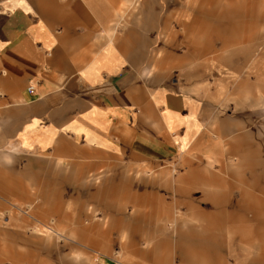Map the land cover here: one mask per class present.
<instances>
[{
    "label": "crops",
    "instance_id": "crops-1",
    "mask_svg": "<svg viewBox=\"0 0 264 264\" xmlns=\"http://www.w3.org/2000/svg\"><path fill=\"white\" fill-rule=\"evenodd\" d=\"M133 1L0 0V151L14 146L37 156L75 159L70 163H89L94 155L120 156L126 151L134 160H165L174 152L176 140L180 142L187 133L185 111L191 101L188 87L169 83L171 73L188 70L190 78L205 80L213 68L208 70L198 63L207 52L202 42L206 43L211 32H216L215 37L225 33L204 23H225L223 30L231 34L241 28L251 33L238 24L248 23L264 33V0H184L179 9L181 19L174 17L173 11H167L161 19L156 0H140L137 7ZM133 6L135 12L127 17V7L131 10ZM173 20L181 27L187 53L173 52L177 36L171 27ZM160 24L167 41L163 48H154L150 35L157 33ZM208 40L213 46V37ZM239 56L229 63L238 67L247 53ZM219 58L213 57L210 62ZM189 59L194 67L189 68ZM256 79L253 91L251 84L236 88L230 94L232 101L245 90L252 96L251 106L259 108L264 79ZM29 86L33 95L27 93ZM214 94V100H218L222 89ZM42 162H25L22 166L20 162H0V195L18 199L27 196L31 174L45 177L43 171L33 169ZM246 163L237 162L236 167ZM83 165L63 174V180L79 182L92 170ZM245 166H249L253 188L264 193L259 185L264 166L256 150L252 162ZM161 175L159 184H138L131 177L113 176L104 188L97 178L93 192L88 186L80 187L88 191V199L99 201L110 212L113 230L124 228L129 232L127 241L121 244L125 254L138 256L148 264H170L169 258L161 259L159 252L171 248L173 237L179 264H190L191 255H200L205 249L219 251L221 244L206 240L204 233L222 221L223 212L243 210L244 203L231 199L234 187L212 172L192 168L176 179L173 192L177 198L166 202L157 186L172 191L171 180L166 171ZM231 175L236 176L235 172ZM222 184L227 188L220 189ZM120 187L137 188L130 200L133 214L127 221L119 204ZM194 190L200 191V201L208 202L210 209L199 208L198 200L192 197ZM141 204L145 205L143 209ZM175 207H183V214L174 212ZM262 208L263 203L258 201L253 220L264 229ZM34 211L38 218L59 217L62 221L78 220L82 213L80 208L62 215L46 205H37ZM191 221L195 225H190ZM113 230L102 233L106 246L112 242ZM45 231L51 229L45 227ZM144 232L153 242L149 251L137 246ZM80 241L89 247L95 243L94 239Z\"/></svg>",
    "mask_w": 264,
    "mask_h": 264
},
{
    "label": "rangeland",
    "instance_id": "rangeland-1",
    "mask_svg": "<svg viewBox=\"0 0 264 264\" xmlns=\"http://www.w3.org/2000/svg\"><path fill=\"white\" fill-rule=\"evenodd\" d=\"M139 1L134 0L133 5L137 7ZM156 1L161 19L167 11H173L174 17L180 18L179 9L184 0ZM136 7L133 6L131 10L127 7V17L129 13L135 12ZM238 24L251 33H246L241 28L239 33L231 34L227 29L223 30L225 23L212 20L204 23L205 26L225 32L221 33L222 37H215L216 32H211L205 40L206 43L202 42V46L207 47V52L200 57L198 63L213 68H208L210 73L207 72L205 80L190 78L188 70H174L171 73L169 83L188 87L191 101L190 109L187 113L185 111L187 127L184 131L187 133L180 142L176 140L174 152L165 160H134L126 151L120 156L94 155L89 163H70L75 159H64L52 154L37 156L21 152L14 146L0 151V162H7L9 165L20 162L18 164L22 166L25 162L42 160L44 163L34 165L33 169L45 173V177L41 176L42 173L40 176L37 173L31 174L27 196H18V199L17 196L0 195V264H148L138 256L125 254L121 244L127 241L129 232L124 228L113 230L110 212L99 201L88 199L87 192L95 191L97 178L102 182V188L113 176L131 177L138 184H159L163 181L162 172L166 171L171 180L172 191L157 186V192L169 202L177 198L173 192L177 185L176 179L192 168H197L201 173L212 172L222 177L234 187L231 190L232 201H240L244 203V207L241 212L236 209L223 212L220 219L222 221L205 231V239L217 240L221 249L215 252L205 249L200 255L191 253L193 259L190 264H264V229L259 222L253 220L258 201L263 203L260 216L264 217V193L253 188L249 166H245L252 162L255 150L264 166V94H261L259 108L251 106L252 96L245 90H241L237 101H232L230 95L236 88L242 89L249 84L252 90V86L256 85V78L264 79V33L260 30L258 32L248 23ZM159 27L156 34L150 35L154 48H163L167 41L161 24ZM171 27L177 33L173 42L174 54L187 53L181 37V27L176 20L171 22ZM253 32L256 37L254 39ZM210 37H213V46L209 45ZM245 53L247 58L238 67L229 63L236 59V55L243 56ZM213 57L220 58L217 62H210ZM188 61L189 68L194 67L191 63L193 60ZM218 88L222 89V94L218 100H214L213 94ZM237 162L247 163L236 167ZM76 165L91 166L92 170L79 182H65L63 174L68 175ZM234 172L235 177L231 175ZM259 182L264 187V178ZM80 186H88L89 190L83 191ZM224 188L227 186L222 184L220 189ZM136 189H118L119 204L123 208L125 221L133 214L130 200ZM192 197L198 200L200 209H210L208 202L200 201L199 190L192 191ZM37 205H46L62 215L77 212L80 208L82 213L78 220L62 221L59 217L41 219L35 216L34 209ZM144 207L141 204L140 209ZM174 212L183 214L184 208L175 207ZM189 223L195 225L194 221ZM45 227L51 231L46 232ZM139 228L144 230L143 226ZM109 230H113L110 236L112 242L106 246L107 241L102 233ZM148 236L149 233L144 232L137 240V246L142 251H149L153 245ZM82 238L94 239L93 247L81 242ZM175 245L176 238L173 237L168 251L160 249L161 259L168 257L170 264H179Z\"/></svg>",
    "mask_w": 264,
    "mask_h": 264
},
{
    "label": "built area",
    "instance_id": "built-area-1",
    "mask_svg": "<svg viewBox=\"0 0 264 264\" xmlns=\"http://www.w3.org/2000/svg\"><path fill=\"white\" fill-rule=\"evenodd\" d=\"M27 93H28L29 95H33L34 90H33V87H32V86H29V87L27 88Z\"/></svg>",
    "mask_w": 264,
    "mask_h": 264
}]
</instances>
